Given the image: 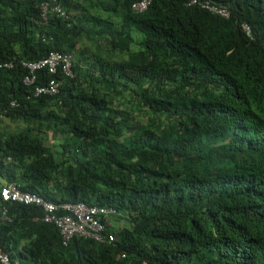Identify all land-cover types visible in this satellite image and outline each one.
I'll list each match as a JSON object with an SVG mask.
<instances>
[{"label":"trees","instance_id":"1","mask_svg":"<svg viewBox=\"0 0 264 264\" xmlns=\"http://www.w3.org/2000/svg\"><path fill=\"white\" fill-rule=\"evenodd\" d=\"M60 4L67 19L41 25L35 1L0 0V190L104 208L108 223L103 243L63 246L40 208L0 199L10 259L264 264V0ZM49 53L71 54L73 77L43 68L24 86L23 64Z\"/></svg>","mask_w":264,"mask_h":264},{"label":"built area","instance_id":"2","mask_svg":"<svg viewBox=\"0 0 264 264\" xmlns=\"http://www.w3.org/2000/svg\"><path fill=\"white\" fill-rule=\"evenodd\" d=\"M33 1H36L38 8V19L35 21L36 24L47 25L52 18L62 20L66 18V13L59 4V0ZM147 6L148 1H143L133 6V10L144 11ZM218 11L219 10L214 12ZM72 64L73 59L69 54L49 53L47 58L37 63L23 64L30 71V74L24 77L22 83L24 86L29 88L32 87L36 82L33 72L43 68H46L47 72L54 76L58 74L60 69L65 77L72 78ZM57 92L58 84L51 81L46 85L35 86L32 90V95L34 98L48 97ZM10 106L15 108L17 104L12 102ZM0 199L3 202L40 208L43 212L42 222L53 225L57 229L63 246H67L75 237L92 239L96 242L103 243L101 234L104 228L100 221L104 220L108 223L107 215L109 211L107 209L90 207L83 203H51L45 201L36 194L21 192L14 183H7L1 188ZM6 214L7 209L5 208L2 211V219L10 221ZM111 240L112 237L109 236V241ZM0 264H18V262L11 261L8 254L0 247Z\"/></svg>","mask_w":264,"mask_h":264},{"label":"clouds","instance_id":"3","mask_svg":"<svg viewBox=\"0 0 264 264\" xmlns=\"http://www.w3.org/2000/svg\"><path fill=\"white\" fill-rule=\"evenodd\" d=\"M31 1H33V0H31ZM36 2V1H35ZM194 2H191V4H193ZM59 4H60V0H59ZM61 5V4H60ZM36 6H37V3H36ZM203 6V5H202ZM202 6H201V8H202ZM204 7H206L205 5H204ZM203 7V8H204ZM65 13H66V11H65ZM214 13H220V14H222V15H224L225 17H227V13L226 12H223V11H218V12H214ZM65 19H67V13H66V18ZM65 19H63V20H65ZM243 32H244V34L247 36V37H249L250 39L252 38L251 36H252V34H251V29L247 26V25H245L244 26V28H242L241 29ZM69 55H71V54H69ZM72 56V55H71ZM72 59H73V56H72ZM73 61H74V59H73ZM33 96V95H32ZM11 104V103H10ZM14 108V107H13ZM6 184V183H5ZM15 184V183H14ZM18 187V186H17ZM28 193V192H27ZM39 196V195H38ZM42 198V197H41ZM45 200V199H44ZM45 201H47V200H45ZM49 202V201H48ZM51 203H53V202H51ZM64 203V202H63ZM55 204H58V203H55ZM1 247V246H0ZM2 248V247H1ZM3 249V248H2ZM4 251V250H3ZM7 253V252H6ZM8 254V253H7ZM9 256V255H8ZM10 258V257H9ZM11 260V259H10ZM12 261V260H11ZM15 261H17V260H15ZM18 262V261H17ZM18 264H19V262H18Z\"/></svg>","mask_w":264,"mask_h":264}]
</instances>
